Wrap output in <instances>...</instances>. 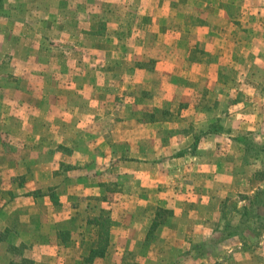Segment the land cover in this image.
<instances>
[{
    "label": "crops",
    "instance_id": "crops-1",
    "mask_svg": "<svg viewBox=\"0 0 264 264\" xmlns=\"http://www.w3.org/2000/svg\"><path fill=\"white\" fill-rule=\"evenodd\" d=\"M62 1L52 0L44 8L50 12L37 14L40 0H21L27 12L10 9L0 19V61L6 64L0 71V182L8 179L0 193L14 195L0 206V230L8 231L0 241V264L24 257L29 260L23 264H91L97 240L92 216L103 210L115 223L101 264H126L130 255L138 264H179L191 243L210 234L222 201L240 191L237 180L246 175L222 159L220 136L210 134L194 164L198 185L190 190L188 177L171 168L177 135L158 140L168 122L154 115L170 109L131 101L130 95L142 101L138 92L155 97L158 64H174L172 57H145L142 68L133 66L140 35L154 29L141 26L144 15L138 14V25L122 18L123 26L110 30L106 17L104 33L85 29L82 48L98 53L93 40L104 38L108 56L76 58L70 50L81 32L80 16ZM90 1L77 0V9L83 6L87 15ZM22 244L21 255L8 249ZM221 264L248 263L230 257Z\"/></svg>",
    "mask_w": 264,
    "mask_h": 264
},
{
    "label": "rangeland",
    "instance_id": "rangeland-1",
    "mask_svg": "<svg viewBox=\"0 0 264 264\" xmlns=\"http://www.w3.org/2000/svg\"><path fill=\"white\" fill-rule=\"evenodd\" d=\"M47 4L51 5L52 0H40L33 12H50L51 8L44 9ZM62 5L71 12L78 11L80 16L81 32L75 35L78 39L75 49L70 50L76 58L108 56L101 44L104 38L92 42L100 47L98 53L89 50L85 53L82 48L84 32H105L102 19L106 17L108 28L115 30L123 26L122 18L127 26L138 25L140 22L136 20L141 18L138 14H142L141 26L154 29L140 35L142 40L137 42L140 47L131 51L133 57L139 59L133 66L142 68L145 57H156L158 61L172 57L174 64L172 67L158 64V77L153 83L157 87L155 97L150 92H138L142 101L130 95L131 101L170 109L154 115L168 122H162L166 126L158 129V140L166 143L168 138H164L165 135H177L171 168L181 170V175L188 177L185 182L190 185V190L198 185L199 169L194 164L203 141L210 134L220 136L222 142L218 145L224 153L222 159L233 160L238 173L246 175L237 180L240 191L222 201L210 234L200 242L191 243L190 249L176 263L221 264L230 257L245 260L248 264L264 263V0H93L85 6L91 11L87 15L83 6L77 9V0H64ZM28 8V3H21V0H0V19L10 9L27 12ZM41 20L43 18L38 23ZM50 37L48 41L53 39ZM50 44L58 46L53 45L54 41ZM63 44L67 43L59 42V46ZM65 55L61 54L62 58ZM5 65L3 58L0 71ZM172 75L173 81H170ZM166 86L171 87L169 95H165ZM146 97L148 101L144 100ZM126 101H130L128 97ZM198 105L202 108L196 109ZM179 157H183L181 162L177 159ZM192 167L195 171L189 172ZM7 180H1L3 187ZM176 183H180L179 178ZM49 191L50 200L56 201L58 195L52 189ZM9 197L14 195L0 193V206ZM100 198L94 195L92 201ZM97 218H109L111 226L115 222L109 210L92 216L93 234L97 236L92 247L102 248L105 242L99 241L101 229ZM7 236V230H0V241H5ZM25 247L24 244L9 245L8 249L21 255ZM103 256L87 261L101 264ZM28 260L24 257L14 264L27 263ZM136 263L131 255L127 257L126 264Z\"/></svg>",
    "mask_w": 264,
    "mask_h": 264
},
{
    "label": "trees",
    "instance_id": "trees-1",
    "mask_svg": "<svg viewBox=\"0 0 264 264\" xmlns=\"http://www.w3.org/2000/svg\"><path fill=\"white\" fill-rule=\"evenodd\" d=\"M97 224L100 227V232H99V241L101 242H105L104 247H97L94 246L92 247V251H91V256L88 257L89 260L94 259L95 257L104 254L107 245H108V241H109V234H110V227H111V223L109 221V218L107 219H103L101 220V218H97L96 219Z\"/></svg>",
    "mask_w": 264,
    "mask_h": 264
}]
</instances>
